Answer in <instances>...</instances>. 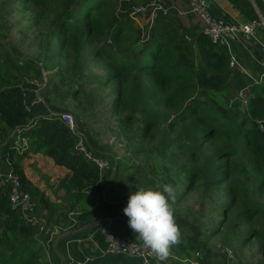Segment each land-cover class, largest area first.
<instances>
[{"label":"trees","instance_id":"1","mask_svg":"<svg viewBox=\"0 0 264 264\" xmlns=\"http://www.w3.org/2000/svg\"><path fill=\"white\" fill-rule=\"evenodd\" d=\"M16 1L45 8L50 13V26L41 42L42 54L54 60L57 50L61 47L68 49L66 56H70L71 52L74 57L71 68H77L81 73L86 43L95 38H101V41L111 38L112 44L97 48L95 53L96 56L107 55L117 64V69L108 75L107 80L111 83L119 79L120 91L113 105L116 111L121 109L124 113V127L138 123L135 136L140 138L142 133L149 134L164 126L163 149L177 144L192 162L183 165L187 188H194L200 183L207 196L213 195L215 190L222 193L221 184L229 183L224 192L229 198L224 199L217 208L222 210L223 217L220 223L214 225L213 233L223 234L225 245L233 248L235 237L239 233L245 234L247 226L252 227L264 216V204L259 200L264 194V134L256 122L258 118H264V99L257 97L253 109L240 117L230 115L227 110L222 113L218 110L212 92L227 89L230 75L227 49L202 34L199 42L201 39L203 41L196 48L197 68L189 67L182 58L184 41L178 28L163 24L166 22L163 21V29L150 44L144 45L127 15L118 19L119 0ZM57 37L59 45L55 43ZM119 57L123 58L122 61L118 60ZM40 68L39 62L30 59L26 71L41 77ZM21 80L7 70L0 57V143L18 127L31 125L24 135L31 141L32 151L52 159L54 169L45 165V172L57 171V179L52 178L53 182L57 181L55 189H62L68 198L81 204L80 220L93 219V222H98L107 217H126L123 213L126 201L108 197L106 189L109 181L114 182L112 187L116 182L121 184V169L123 164L129 163L118 158V169L115 171V156L95 149L89 141L97 155L110 161V168L101 171L84 154L75 150L78 136L64 122L52 115L40 114L46 109L40 104L32 106L31 112L26 109L25 102L29 96L26 98ZM189 100L191 103H188ZM156 104L162 105L164 110H159ZM140 125L145 127L141 129ZM207 140L211 141L206 148L211 150L209 155L204 146ZM216 140L220 141L217 147ZM142 148L140 142L132 147V152L142 154ZM0 150H3L0 168H5L6 161L12 163L22 188L32 194L40 213L54 206L45 192L28 178L25 168L28 151L19 155L9 143ZM247 155L250 160L246 161L244 156ZM218 160L220 163L215 166ZM248 162L259 175L252 190L245 183L241 186L237 184L238 178L235 176L240 168L247 167ZM34 170L40 174L43 169L34 167ZM43 174L48 176L47 173ZM117 222L119 225L113 227L116 234L141 242L127 221ZM176 225L180 238L170 246L169 252L177 253L181 261L191 260L194 250L186 233ZM249 232L252 237L262 236L264 247V229L254 227ZM200 263L209 262L201 259ZM0 264H48L44 260V249L36 228L25 222L19 209L12 207L7 187H0Z\"/></svg>","mask_w":264,"mask_h":264},{"label":"rangeland","instance_id":"2","mask_svg":"<svg viewBox=\"0 0 264 264\" xmlns=\"http://www.w3.org/2000/svg\"><path fill=\"white\" fill-rule=\"evenodd\" d=\"M128 9H131V5H128ZM50 18V13L45 8L32 6L25 1L0 0V57L7 70L22 79L21 86L31 92L26 93V98L29 96L26 100L27 104L33 99H40L41 102L36 105L40 104L42 107L49 108L45 112L48 116H51L50 110L54 113L70 112L75 118L79 131L88 138V141H91V144L96 147L95 149L108 152L117 159L120 158L121 161L129 163L123 164L121 169L122 176L119 178L121 184L116 182L112 187L114 182L109 181L111 184H108L106 189L109 197L117 198L118 201H126L129 192L136 188L150 187L162 190L165 184L170 185L173 189L174 199L169 203L173 209L174 220L186 233L194 250L195 254L192 259L198 261L204 259L209 262L208 264L264 263L263 238L257 235L252 237L249 232L254 227L259 230L264 229V216L252 227L247 226L245 234L239 233L235 237L233 248L227 247L223 234H216L213 231L214 225L222 220V210L217 208L224 199L229 198L224 193L229 183L221 184L223 195L220 191L215 190L213 195L205 196L204 186L200 183L194 188H187V182L184 181L183 165L192 162L177 144H171L167 149H163L162 143L165 142V137L162 129L164 126H160L159 130L149 134L142 133L140 138L135 136L138 132V123L133 122L126 128L124 127V113L121 112V109L116 111V107L113 105V100L118 98L120 91V84L117 82L119 79L111 83H108L107 80L108 75L115 68L117 69V64L107 55L96 56L95 53L97 48L112 44L111 38L106 41L95 38L86 43L83 57L84 68L81 73L77 68H71L74 65V57L71 52H69L70 56H66L68 49L65 50L61 47L57 50L56 46L57 56L54 60H50L47 55L42 54L41 42L48 32ZM55 43L59 45L58 37ZM190 45L195 48L191 50L188 48ZM184 49L182 58L185 64L197 68L198 51L194 41H184ZM30 59L39 62L41 77L35 76L32 71H26ZM122 59V57L118 58L119 61ZM212 94L216 97L217 92H212ZM217 97L219 96L217 95ZM156 99L158 100V97ZM188 103H191V100ZM156 107L159 110H164L162 105L156 104ZM253 107L254 99H250L245 110H252ZM217 108L221 113L225 112L219 105ZM140 126L141 129L145 127L144 125ZM173 134L175 135V132ZM220 141H215V147L220 144ZM140 142L143 144L142 151L144 153H133L132 147ZM210 142L207 140L204 144L208 155L211 150H206V148ZM1 147L4 148L5 145L0 143ZM2 151L0 150V154ZM18 154L21 155L22 151ZM244 160H250L249 156H244ZM219 163V160L215 162V166ZM235 176L238 178L237 184L241 186L245 183L249 190H252L251 187L256 184L259 177L250 162L247 167L240 168ZM51 183L52 187L56 188L57 181ZM52 190L54 191L53 188ZM259 200L264 204V194L259 197ZM60 202L59 206L54 203L55 208L49 207V209H56L59 214L65 213L69 217L78 218L76 211L67 213L74 209L73 204L68 208L64 199ZM48 215L50 218L53 217L51 212H48ZM62 215L61 217H64ZM67 219L70 221V218ZM46 221L50 228L56 225L49 218ZM61 222L62 225H68L67 222L62 220ZM163 263L184 264L185 262L179 260L177 253L169 252Z\"/></svg>","mask_w":264,"mask_h":264},{"label":"crops","instance_id":"3","mask_svg":"<svg viewBox=\"0 0 264 264\" xmlns=\"http://www.w3.org/2000/svg\"><path fill=\"white\" fill-rule=\"evenodd\" d=\"M132 2L134 3L129 4L126 2L119 4L117 7V17L121 20L125 14L127 15V19L130 20V23L138 30L139 41L144 45L150 44L158 32L163 29V21H166L163 24H170L179 29L182 41L192 40L196 48L198 43H202L201 41H203V39L199 42L202 35V21L197 15L190 11V0H132ZM128 5H131V9H128ZM132 5H148V7L142 13L131 15ZM209 9L213 16L239 23H245L259 17L262 13L264 14L262 0H210ZM157 29L158 31H156ZM188 48L192 50L195 47L190 45ZM225 48L230 58L229 80L227 89L222 93H217L219 97L216 95L214 100L217 105L227 110L230 115L240 117L247 113L245 109L250 99L255 100L257 97L262 100L264 99V84L256 83L257 81H254L250 76H258L263 67L264 31L258 30L247 48L238 42H234L230 50L227 47ZM231 56L236 58L239 66L235 65L231 67ZM247 85L252 87L250 92L245 95L243 100L236 99L235 96L237 91ZM27 93L29 94L31 92L27 91ZM46 110H49V108H46L44 111L46 112ZM50 111L54 113V111ZM45 112H41L40 114L47 115ZM27 151L25 168L28 178L45 192L46 197L50 201L58 205L61 203L60 201L64 199L68 208L69 206L71 207V204H73L74 208L67 211V213L76 211L78 214V218H73L67 216L65 213H63V215L59 214V211L54 209L51 210L53 214L51 219L50 215H48L49 217L47 216V213L50 212L49 209L42 211V215L46 219L49 218V220L53 221V224H56L52 227L53 231L51 234L39 235L40 243L44 249L45 262L48 264H70L72 261L83 262L88 256H92L95 258L92 262L93 264H144L139 259L129 256L104 254L103 251L106 246V240L103 233L99 230V224L95 226L94 224L100 221L103 222L105 219L98 222H93V219L87 221L80 220L81 204L77 203L75 199L71 200L68 198L62 189L56 190L52 187V178H55L57 171L45 172V165H48L51 170L54 169L52 166V159H48L40 153H34L32 151L31 141H29ZM34 167L43 169L41 171L47 173L48 176H40L43 173L41 172L39 175L34 170ZM54 206H52V208H54ZM61 215L64 217H61ZM67 218H70V221ZM61 220L67 222L68 225H62L63 223H60ZM117 221L119 220L113 221L114 226L119 225ZM148 264H156V260ZM162 264L165 263L162 262Z\"/></svg>","mask_w":264,"mask_h":264},{"label":"built area","instance_id":"4","mask_svg":"<svg viewBox=\"0 0 264 264\" xmlns=\"http://www.w3.org/2000/svg\"><path fill=\"white\" fill-rule=\"evenodd\" d=\"M132 3V0H119V4ZM264 5V0H262ZM210 0H190V11L197 15L202 21L201 34L216 42L217 44L227 47L229 50L234 42H238L247 48L250 45L251 39L255 37L258 30L264 31V14H260L252 20L245 23L229 21L221 17L213 16L209 9ZM147 6H132L131 15L142 13ZM190 39V38H188ZM111 41V40H110ZM231 67L239 66L236 58L231 56ZM263 67L258 76L250 75L256 83L264 84V61ZM39 85V84H38ZM25 93L26 89L23 87ZM252 87L247 85L237 91L235 98L243 100L245 95L250 92ZM40 99H33L29 104L26 103V109L31 112L32 106L40 103ZM55 119L64 122L71 131L78 136L75 150L82 153L85 157L96 165L101 171L110 168V161L96 154L92 149L88 138L79 131L75 118L70 112L51 113ZM260 131L264 134V118L256 120ZM31 125L18 127L2 144L7 143L13 145L19 152L24 153L29 147V141L25 137V133L31 129ZM28 142V146H27ZM5 168H0V187H7L9 190V199L13 208L19 209L26 223L36 228L39 235H49L53 231L52 227L47 226V219L38 210V205L32 194L22 188L19 175L14 171L12 163L6 161ZM114 223L108 218L100 225L99 230L103 233L106 240L104 254L106 255H125L139 259L144 264L155 261V254L143 246L142 242L135 241L128 236H120L113 231ZM178 258V257H177ZM94 257L88 256L83 262L72 261L70 264H93ZM190 264H201L197 259L182 260Z\"/></svg>","mask_w":264,"mask_h":264},{"label":"clouds","instance_id":"5","mask_svg":"<svg viewBox=\"0 0 264 264\" xmlns=\"http://www.w3.org/2000/svg\"><path fill=\"white\" fill-rule=\"evenodd\" d=\"M173 199V189L168 184L162 190L139 187L129 192L123 207L129 227L137 234L136 237L143 246L155 254L156 264H162L166 260L170 246L176 244L180 238L169 203ZM101 223L102 221L97 224Z\"/></svg>","mask_w":264,"mask_h":264},{"label":"water","instance_id":"6","mask_svg":"<svg viewBox=\"0 0 264 264\" xmlns=\"http://www.w3.org/2000/svg\"><path fill=\"white\" fill-rule=\"evenodd\" d=\"M114 158V170L116 171L118 169V159L116 157H113ZM113 221L115 220H123V221H128V218H125V217H115V218H111ZM97 223L94 224V226L96 225Z\"/></svg>","mask_w":264,"mask_h":264}]
</instances>
